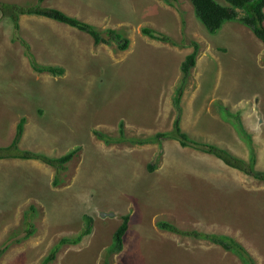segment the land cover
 <instances>
[{
  "label": "rangeland",
  "instance_id": "1",
  "mask_svg": "<svg viewBox=\"0 0 264 264\" xmlns=\"http://www.w3.org/2000/svg\"><path fill=\"white\" fill-rule=\"evenodd\" d=\"M90 1L101 21L126 33L132 44L125 51L115 48L113 59L103 66L84 51L75 55L73 62L79 69L74 82L86 119L79 126L76 147L80 149L56 183L53 174L46 194L14 201L15 206L0 203V248H6L0 264H39L62 238L80 234L84 215L92 218V231L77 243L61 244L48 264H104L105 259L109 264H244L238 255L211 242L184 234L167 237L168 231L157 225L161 220L183 231L228 235L255 264H264V180L229 167L211 154L182 147L174 139L164 140L161 146L138 142L172 125L179 64L192 50L194 39L200 43L198 59L180 99L183 130L246 161L253 153L254 171L264 172V55L256 39L262 42L237 20L209 34L186 0L190 12H184V18L192 17L197 33L178 38L177 47L160 45L142 55L141 38L146 36L137 26H152L148 15L155 9L158 20L169 12L159 9L157 0ZM57 2L49 0V4ZM36 3L29 0L27 6ZM19 24L18 34L27 40V19L19 17ZM68 33L73 38L81 35ZM203 33L209 43L222 45L207 49ZM11 38L8 21L0 26V48H6L5 52L0 49V60L8 56L14 62H0L2 86L13 68H21L15 74L17 81L27 80L26 56L20 61L21 44ZM8 48H16V54L6 52ZM0 91L5 90L0 87ZM12 107L16 106L3 105L6 111ZM1 112L0 125L7 123L6 113ZM92 127L108 140L95 139ZM125 214L129 221L122 249L107 255ZM27 221L34 231L24 237Z\"/></svg>",
  "mask_w": 264,
  "mask_h": 264
},
{
  "label": "crops",
  "instance_id": "2",
  "mask_svg": "<svg viewBox=\"0 0 264 264\" xmlns=\"http://www.w3.org/2000/svg\"><path fill=\"white\" fill-rule=\"evenodd\" d=\"M3 1L27 6V1L29 0ZM178 1L184 3V0ZM217 1L224 5L227 4L225 0ZM42 3H44V5L42 4L43 6L61 9L71 16L77 17V12V18L94 25L99 30L109 27L105 22L101 21L90 0H59V4L58 2L49 4V0H43ZM157 3L159 9L167 10L169 15L158 20L154 18L155 9L154 12L148 15L150 16L149 23L152 25L151 27L170 35L175 40L181 38L182 24L180 14L173 7L163 3L161 0H157ZM19 17L27 19V40L23 35H20V37L27 43L35 60L41 65L61 66L64 73L62 75H52L47 71L36 72L25 55V47L21 45L22 54L20 61L25 58V55V65L27 67H24H26L25 74L27 80L20 82L16 80V71H20L21 68H13L12 74L8 68L10 77H6L7 80L5 82L7 83L4 86L0 85L5 90L4 92L0 91L1 114L6 113L7 115V123L0 125V146L9 145L12 142L17 123L21 117H24L25 123L18 143L19 148L40 153L51 158H57L68 152L75 145L80 144L81 127L79 126L83 122V118L86 120L82 115L83 112H80L82 102L80 101L78 84L74 82V77L78 76L77 70L79 69L73 62L75 55H79V53L84 51L90 58L97 60L103 66L107 64L109 59H113L115 48L118 52L125 51L131 46L132 42L130 41L127 49L119 50L115 43L109 45L96 44L93 38L86 32L45 16L22 14ZM185 19L184 32L187 36H191L193 35L191 31L193 21L190 17H186ZM230 22L232 21L226 24ZM7 23L8 19H2L0 21L1 28L2 26H7ZM140 28V25L137 26V31ZM68 32H73L75 35L80 33L81 35L73 38ZM245 35H247L246 31ZM202 37L203 42L207 43V49L211 48L210 45L212 47L215 46V48L222 45L218 42L209 43V37L206 33H203ZM141 41L142 45L140 48L142 55L155 50L154 47L156 46H168L166 45L168 43L164 44L151 40L147 36L142 37ZM256 42L258 45L257 40ZM0 49L5 52L6 48ZM6 52L15 55L17 51L16 48H8ZM6 58L7 60L3 57L2 62L0 60L2 65L14 62L13 58L8 56ZM142 61L144 62L143 58ZM20 76L24 77L21 74ZM70 76L73 78L71 77V80L66 81V78ZM19 83L21 84L19 85ZM75 89H77V92ZM4 103L16 107H12L11 111H6L3 109ZM55 129L60 134L59 136ZM74 157L65 163L67 168L69 162ZM55 173L56 169L54 166L38 159L0 158V203L5 204L8 201L9 206H15L14 201L17 200L37 199L39 196L47 193V186H49L48 184ZM165 234H167V237L171 236L170 232H165ZM172 235L175 236L173 233Z\"/></svg>",
  "mask_w": 264,
  "mask_h": 264
},
{
  "label": "trees",
  "instance_id": "3",
  "mask_svg": "<svg viewBox=\"0 0 264 264\" xmlns=\"http://www.w3.org/2000/svg\"><path fill=\"white\" fill-rule=\"evenodd\" d=\"M43 0H38L34 5L22 6L14 3L0 2V14L3 17H7L12 23L13 29V39L19 40L21 44L25 47V54L29 58V62L34 70L37 72L47 71L52 74L60 75L63 73V68L57 65H41L35 61L32 54L28 51L27 43L21 39L18 34L19 23L18 18L20 14H34L45 16L62 23L73 26L81 31H84L92 36L96 44H111L115 43L120 50H125L128 48L129 39L125 37L122 33L118 32L112 28H106L103 30L96 29L92 24L80 20L76 17L68 15L62 10L55 7H46L42 6L41 2ZM194 12L197 18L205 25L209 32H216L225 21L227 20H238L246 27H248L252 33L263 43V54H264V0H225L227 4L218 3L216 0H191ZM176 7L177 5L172 2ZM178 9V7H177ZM143 34L148 35L151 38L160 39L163 41H169V37L166 35L157 32L153 29L143 27L141 29ZM193 48L189 52L180 64L181 77L178 85L175 88V93L173 96V103L177 111L172 128L169 131L157 132L151 139H141L139 143L150 142L154 140H161L163 138H174L182 146H190L207 154H212L215 157L222 160L225 164L240 171H243L246 174L252 175L255 179L264 180V172L254 171V156L251 154V158L248 161L231 154L225 148H221L211 143L196 141L191 139L186 132H184L180 126V99L185 88L186 80L189 76L190 69L195 65L196 56L198 52V44L196 42H191ZM25 123V118L21 117L17 123L16 132L12 142L9 145L0 147V158H22V159H38L42 162L50 164L55 167L56 175L53 180L54 183L57 182V177L60 171L64 170L65 163L68 162L73 155L77 152L78 147H74L69 150L64 155L51 158L40 153L32 152L29 150L20 149L18 143L20 141L23 125ZM120 133L123 134L122 122L119 123ZM94 134L98 138L108 137L94 130ZM248 162V163H247ZM152 168V165H149V169ZM84 228L76 238H62L60 242L55 245L50 252L45 255L39 264H48L55 258V254L61 244L64 243H77L81 238L89 234L92 230V218L89 215H84ZM157 225L166 230L174 231L180 233V230L174 225L165 222L158 221ZM128 228V214H125L122 217V221L119 226L116 228L112 244L107 249V255L117 253L122 249V239L123 235ZM34 229L30 222H26L24 229V237L29 236L33 233ZM186 234L193 235L199 238H205L211 240L213 243L220 245L225 250L232 251L243 260L244 264H255L253 259L250 257L249 253L244 249V247L236 240L232 239L227 235H216V234H205L199 233L197 231H189ZM5 247L0 248V256L4 252ZM104 264H109V261L105 259Z\"/></svg>",
  "mask_w": 264,
  "mask_h": 264
},
{
  "label": "clouds",
  "instance_id": "4",
  "mask_svg": "<svg viewBox=\"0 0 264 264\" xmlns=\"http://www.w3.org/2000/svg\"><path fill=\"white\" fill-rule=\"evenodd\" d=\"M163 3H165V4H167V5H169V6H171V7H173L179 14H180V16H181V24H182V32H181V40H183L184 38H185V36H187L186 34H185V32H184V26H185V13L184 12H187L188 11V13L190 12V9H189V7L186 5V0H184V3H181V1L179 2L178 0H161ZM190 1V3H191V5H192V7H193V4H192V1L191 0H189ZM217 1V0H216ZM37 2H38V0H37ZM43 2V1H42ZM42 2H41V5H42ZM172 2H174L176 5H177V7H178V9H177V7L172 3ZM218 2V1H217ZM6 3H9V2H6ZM218 3H220V2H218ZM15 4V3H14ZM222 4V3H221ZM19 5V4H18ZM23 6V5H22ZM43 6V5H42ZM46 7H48V6H46ZM61 10V9H60ZM263 10H264V8H263ZM193 11H194V7H193ZM64 12V11H63ZM194 14H195V12H194ZM20 15H22V14H20ZM19 15V16H20ZM69 15V14H68ZM73 17H75V16H73ZM189 17V16H188ZM195 17L197 18V16L195 15ZM4 18H6V19H8L7 17H3V16H1V14H0V21L2 20V19H4ZM77 18V17H76ZM191 19H192V17H190ZM79 19V18H78ZM198 19V18H197ZM18 20H19V18H18ZM81 20V19H80ZM199 20V19H198ZM8 21H10L9 19H8ZM84 21V20H83ZM200 21V20H199ZM231 21H235V20H231ZM238 21V20H237ZM11 22V21H10ZM60 22V21H59ZM201 22V21H200ZM225 22H229V20H227V21H225ZM224 22V23H225ZM240 22V21H239ZM19 23V22H18ZM202 23V22H201ZM223 23V24H224ZM241 23V22H240ZM12 24V23H11ZM203 24V23H202ZM204 25V24H203ZM244 25V24H243ZM94 26V25H93ZM205 26V25H204ZM245 26V25H244ZM73 27V26H72ZM95 27V26H94ZM143 27H147V28H150V29H153V30H155V31H157V32H160V33H162V34H164V35H166L167 37H169V41H163V40H160V39H155V38H151V37H149L148 35H146V34H143L142 33V31H141V29L143 28ZM143 27H141L140 28V32L143 34V35H145V36H147V37H149L151 40H155V41H159V42H162V43H168V44H166V45H168L167 47H169V44L170 45H172L171 47H173V46H175V47H177L178 46V44H177V40H175V39H173L170 35H168V34H166V33H164V32H162V31H160V30H158V29H156V28H154V27H151V26H143ZM222 27V26H221ZM220 27V28H221ZM246 27V26H245ZM96 28V27H95ZM108 28V27H107ZM109 28H111V27H109ZM206 28V27H205ZM219 28V29H220ZM248 28V27H247ZM96 29H98V28H96ZM106 29V28H105ZM113 29V28H112ZM207 29V28H206ZM218 29V30H219ZM249 29V28H248ZM99 30V29H98ZM217 30V31H218ZM19 31V30H18ZM191 31H192V33L194 34V33H197L196 32V30L193 28V24H192V29H191ZM216 31V32H217ZM207 32L209 33V34H215L216 32H214V33H211V32H209L208 31V29H207ZM252 32V31H251ZM88 34V33H87ZM124 34H126V33H124ZM123 34V35H124ZM19 36H20V34H19ZM91 36V35H90ZM125 36V35H124ZM255 36V35H254ZM12 37H13V29H12ZM92 37V36H91ZM125 37H127L128 39H129V44H130V38L128 37V36H125ZM188 37V36H187ZM190 37V36H189ZM256 37V36H255ZM257 38V37H256ZM11 40L12 41H18L20 44H21V42L19 41V40H14L13 38H11ZM257 40V39H256ZM196 42L197 44H198V52H197V56H196V61H195V65H196V62H197V59H198V53H199V42H197L196 40H194V39H192L191 40V42ZM258 41V40H257ZM191 42H190V44H191ZM258 43H259V41H258ZM99 44V43H98ZM103 44V43H102ZM22 45V44H21ZM259 45V47H260V49L262 50V52H263V43H259L258 44ZM23 46V45H22ZM191 46H192V44H191ZM128 47H129V45H128ZM186 48L188 47V45H186L185 46ZM223 47H225V46H223ZM223 47H220V49H222ZM118 48V47H117ZM192 48H193V46H192ZM119 49V48H118ZM28 50H29V47H28ZM120 50V49H119ZM192 50H190V52H191ZM202 51V50H201ZM30 52V51H29ZM189 52H186L185 53V55H184V57L188 54ZM26 55V54H25ZM264 55V54H263ZM27 56V55H26ZM33 56V55H32ZM28 57V56H27ZM34 58V57H33ZM29 59V58H28ZM35 59V58H34ZM184 59V58H183ZM183 59H181V62H182V60ZM36 61V60H35ZM37 62V61H36ZM181 62H180V64H181ZM30 63V62H29ZM38 63V62H37ZM180 64H179V67H180ZM31 65V64H30ZM194 65V66H195ZM193 66V67H194ZM32 67V66H31ZM192 67V68H193ZM33 68V67H32ZM34 70V69H33ZM36 71V70H35ZM190 71H191V69H190ZM37 72V71H36ZM180 72H181V70H180ZM50 73V72H49ZM63 73H64V71H63ZM62 73V74H63ZM50 74H52V73H50ZM62 74H60V75H62ZM190 74V73H189ZM52 75H57V74H52ZM180 80V79H179ZM178 80V81H179ZM174 93H175V91H174ZM174 93H173V96H174ZM173 96H172V101H173ZM174 120V119H173ZM172 123H173V121H172ZM171 123V124H172ZM180 126H181V120H180ZM171 128H172V125L170 126V128H168V129H166V130H163V131H169V130H171ZM181 128H182V126H181ZM94 130H96V131H98L97 129H95V128H93L92 129V132L94 131ZM182 130H183V128H182ZM184 131V130H183ZM157 132H162V131H160V130H158L157 129V131L155 132V133H157ZM184 132H186V131H184ZM94 133V132H93ZM187 133V132H186ZM103 134H105V133H103ZM188 134V133H187ZM95 135V134H94ZM155 135V134H154ZM189 136V135H188ZM95 137H96V139L97 140H99V139H101V138H98L96 135H95ZM190 137V136H189ZM191 138V137H190ZM146 139H148V138H146ZM166 139H174V138H171V137H168V138H163V139H161V140H154V141H150V142H155V143H158L159 144V146H161L160 145V143L161 142H163L164 140H166ZM191 139H193V138H191ZM174 140H176V139H174ZM194 140H196V139H194ZM177 141V140H176ZM196 141H199V140H196ZM178 142V141H177ZM202 142H206V141H202ZM179 143V142H178ZM207 143H210V142H207ZM141 144V143H140ZM211 144H214V143H212L211 142ZM179 145H180V143H179ZM214 145H216V144H214ZM77 145H75L74 147H76ZM180 146H182V145H180ZM216 146H219V145H216ZM0 147H2V146H0ZM73 147V148H74ZM182 147H190V146H182ZM219 147H221V146H219ZM193 148V147H192ZM221 148H223V147H221ZM72 149V148H71ZM70 149V150H71ZM80 149V147H78V150ZM77 150V151H78ZM67 153V152H66ZM76 154H77V152L73 155V157L74 156H76ZM160 153L158 152V154L157 155H159ZM232 154V153H231ZM64 155V154H63ZM212 155V154H211ZM214 156V155H213ZM236 156V155H235ZM72 157V158H73ZM71 158V159H72ZM70 159V160H71ZM219 159V158H218ZM222 161V160H221ZM223 162V161H222ZM67 163V162H66ZM224 163V162H223ZM50 165V164H49ZM65 165V164H64ZM227 165V164H226ZM66 167V166H65ZM152 167H153V164H152ZM230 167V166H229ZM233 168V167H232ZM66 169V168H65ZM149 169V168H148ZM238 170V169H237ZM63 171V170H62ZM240 171V170H239ZM128 221H129V215H128ZM161 221H165V222H168V223H170V224H172V225H174L176 228H178L179 230H180V233H178V232H174V231H170V230H166V229H164L165 231H168V232H170V233H173V234H175V235H182V234H184V235H186V236H192V237H194V238H196V239H202L203 241H207V242H211V243H213L211 240H209V239H205V238H199V237H195V236H193V235H190V234H186L187 232H189V231H196V230H189V231H183V230H181L179 227H177L173 222H171V221H169V220H161ZM92 231V230H91ZM197 232H199V233H201L200 231H197ZM202 233H205V232H202ZM32 234V233H31ZM205 234H215V233H205ZM87 235V234H86ZM216 235H225V234H216ZM228 236V235H227ZM230 237V236H229ZM232 238V237H231ZM213 244H215V245H218V244H216V243H213ZM220 246V245H219ZM5 250H6V248H5ZM5 250H4V252H5ZM3 252V253H4ZM2 253V254H3ZM2 254H1V256H2ZM1 256H0V258H1Z\"/></svg>",
  "mask_w": 264,
  "mask_h": 264
}]
</instances>
